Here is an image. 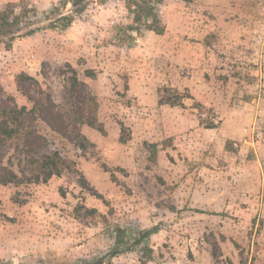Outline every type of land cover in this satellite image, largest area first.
<instances>
[{
	"label": "rangeland",
	"instance_id": "obj_1",
	"mask_svg": "<svg viewBox=\"0 0 264 264\" xmlns=\"http://www.w3.org/2000/svg\"><path fill=\"white\" fill-rule=\"evenodd\" d=\"M26 1L46 13L59 0ZM162 15L164 34L131 48L97 45L98 30L128 22L111 2L0 51V86L20 106V74L60 101L70 64L104 127H83L85 151L56 137L71 164L61 177L0 184V261L92 262L121 228L129 250L112 264H264V0H168ZM11 155L0 148V167Z\"/></svg>",
	"mask_w": 264,
	"mask_h": 264
},
{
	"label": "trees",
	"instance_id": "obj_2",
	"mask_svg": "<svg viewBox=\"0 0 264 264\" xmlns=\"http://www.w3.org/2000/svg\"><path fill=\"white\" fill-rule=\"evenodd\" d=\"M168 0H59L46 13L26 0L0 6V51H10L16 40L35 35L40 30L65 31L70 29L92 5L105 6L114 2L122 5L128 14L126 24L100 29L96 42L99 47L131 48L147 33L165 32L162 7ZM188 2L190 0H181ZM87 79H95L94 69L83 71ZM62 75L67 95L60 101L53 92L42 87L34 77L22 73L17 78V90L30 106H20L12 95L0 86V148L8 147L12 155L6 166L0 167L1 185L47 183L71 170V164L56 148V137L85 151L91 142L83 134L89 126L104 132L98 121V101L79 72L66 64ZM165 103L177 105L179 95H171ZM161 102L163 100L161 99ZM122 140V138H121ZM153 230L141 233L149 239ZM114 246L92 262L81 264H112V259L123 250H129L127 229H116ZM217 257V253H213ZM0 264H9L2 260Z\"/></svg>",
	"mask_w": 264,
	"mask_h": 264
}]
</instances>
